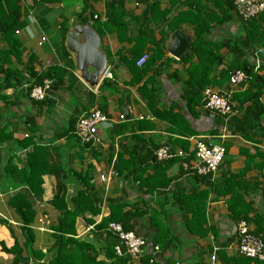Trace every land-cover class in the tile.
I'll return each mask as SVG.
<instances>
[{
  "label": "crops",
  "instance_id": "obj_1",
  "mask_svg": "<svg viewBox=\"0 0 264 264\" xmlns=\"http://www.w3.org/2000/svg\"><path fill=\"white\" fill-rule=\"evenodd\" d=\"M34 1L19 0L23 26L17 35L25 46L24 55H35L33 65L38 72L58 65L65 68V76L69 77H64L63 83L52 92L50 101H35L24 93L13 97V92L21 90H5L12 102L7 106L0 101V125L8 121V130L16 139L29 135L36 143L55 147L57 154L52 155L51 161L57 162L59 174L43 175L41 200H33L25 187H15L1 177L0 218L12 225L14 235L0 224V241L9 248L14 236L21 239V220L15 209L8 205L10 196L22 190L35 202L33 228L42 240L44 234L52 232L49 226L57 215L49 201L57 191L58 177L65 186L66 197H70L82 187L76 174L88 171L93 188L100 194V211L94 216L86 214L93 223H87L81 216L76 218L75 237L91 241L98 259L104 258L108 240L98 237L96 233L99 231L95 227L110 213L108 201L114 200L123 203L122 212L128 213L127 231L157 241L162 250L158 257L162 264H210L214 252L215 264H264L237 253V230H233L240 220H245L250 230L264 240V77H257L250 86L246 80L232 85L221 77L228 67L244 61L253 64L254 70L264 75V38L254 47L247 44L245 23L237 16L234 1L56 0L53 4ZM83 1H88L91 7L84 22L85 14H77ZM110 1L122 7L127 26L121 34L112 31L99 35L100 48L108 58L111 77H105L104 83L102 80L95 90L78 77L61 33L65 27H70L72 21L85 24L90 13H95L97 20L104 21L106 4ZM198 13L208 22V31L204 35L206 44L203 46L205 60L214 65L213 69L209 67L205 72L209 78L215 77L212 88L229 93L235 110L229 117L207 110L203 105L195 107L192 115L183 99L186 69L190 62L197 61V57L188 53L195 38V26L182 18ZM257 19L264 31V12ZM174 30H182L191 38L184 53L190 55L187 62L181 59L184 54L176 58L165 47ZM41 35H45L47 41L38 45ZM139 35L143 36L142 39L138 38ZM136 47H141L142 53H148L146 62L154 50L161 49L162 55L152 63L148 72L149 76L155 77H141L139 82L133 83L135 77L127 65L138 55L132 57L129 52ZM47 61L49 66L43 68ZM147 81V90L154 89L157 94L158 109L171 108L173 114L185 117L187 124L179 121L176 125L182 130L188 127L195 134L170 132L167 121L158 120L151 114L146 100L138 93V88ZM254 82L260 89L258 104L244 101L241 95L257 93ZM27 84L30 83H23ZM91 107L100 109L108 120L97 127L98 141L81 143L74 133L75 121ZM122 113L125 117L119 120ZM149 115L152 120L138 119ZM202 138L221 141L225 147L223 161L212 178L192 174L180 158L160 161L155 157L156 149L169 145L171 149L185 152L184 161L191 164L195 159L196 141ZM2 145L5 144L0 143V149ZM20 153L13 160L19 166L23 161V152ZM117 154H121L125 161L135 160L140 176L147 179L145 183L128 172L119 174L115 168L118 175L108 184L100 180V175L106 174L109 166H113ZM1 156L0 169L5 160L2 149ZM154 165H158L156 173ZM153 174L163 184L153 187L152 181L156 180ZM239 209L240 213L236 215L235 211ZM49 244H43L42 250L46 251ZM12 257L1 251L0 246V264H12ZM32 263L30 258L28 262L19 264ZM126 264L142 263L128 259Z\"/></svg>",
  "mask_w": 264,
  "mask_h": 264
},
{
  "label": "trees",
  "instance_id": "obj_2",
  "mask_svg": "<svg viewBox=\"0 0 264 264\" xmlns=\"http://www.w3.org/2000/svg\"><path fill=\"white\" fill-rule=\"evenodd\" d=\"M39 1L43 4H53L56 0ZM229 1L232 3L234 0ZM34 2H36V0ZM106 5L105 20L102 22L99 20L95 21L93 27L99 35L112 31L121 34V31L126 30L127 26V23L124 20L125 14L122 11V7H118V4L113 1H110ZM87 11H91V7L88 1H83L81 10L77 13L78 15L85 14L86 17L83 22L88 19L86 14ZM21 17L22 11L19 0H0V101L7 106L10 105L9 102H12V98L5 93V90L9 88L21 90L19 93L13 92V97L20 93H24L29 97L30 88L34 85H42L44 79L51 80V88L52 91H54L63 83L64 77H69L68 75L65 76V68L58 65H52L40 72L35 70L33 65L35 55L33 53L24 55L25 46L23 45L22 39L17 35L23 26ZM258 17L259 16L252 18L250 21L244 22L246 32L245 40L250 47L260 44L264 38V31L259 24ZM182 20H184V22H190L195 26V38L190 45L188 53L194 54L197 57V61L190 62L188 65L186 69L187 78L184 81L183 86V91H186L185 96H183L186 108L193 115L195 114L194 108L203 105V90L206 87H212V84L215 82V77L209 78L205 72L209 67L213 69L214 65L210 64V61L206 63V55L203 51V46L206 44L204 35L205 32L208 31L207 19L201 17L198 13L196 16L185 17L182 18ZM66 31L67 28L65 27L61 33L62 40L65 37ZM142 37V35H139L138 38L142 39ZM129 52L132 57L138 53L137 56L135 55L134 60L132 58V62L127 65L135 77L133 83L139 82L141 77L156 76H149L148 72L152 68V63L162 55L161 49L154 50L149 61L145 62L141 67L135 64L137 58L142 53L141 47L131 49ZM188 53L181 57L184 62H187L190 59ZM234 69L240 70L245 74V80L249 86L252 81H257V77H264V75L258 74L254 70V65L248 61L241 62L236 66L228 67L227 70L223 71L221 77L229 80ZM26 82H29L30 84H27V87H23V83ZM103 83L104 79L102 84ZM217 84L219 85L220 83ZM253 85L257 86V82H254ZM147 87L148 81L138 88V93L146 100L147 107L155 118L167 121L170 124V132L182 135L195 134V132L188 127L186 130H182L181 127L176 125L179 121L185 123V117L173 114L171 108L168 110H159L157 107V94L155 93V90H147ZM248 88L251 90L250 87ZM259 94L260 89L259 86H257V93L246 92L241 95L243 96L244 101H252L255 104H258ZM243 99L241 101H243ZM48 100L50 101L52 99L48 98L42 101ZM168 115H171V117ZM233 118L231 119L233 120ZM221 123L222 121L220 124ZM185 124H187V122ZM0 143L5 144L2 145L1 148L5 152V160L0 169V179L1 177H4L6 181H10L15 187H25L33 200H41L43 195V175L59 174L57 162L54 160L51 161L52 155L57 154L56 148L36 143L33 140V136L29 135L21 140L14 138L12 132L8 130V121L0 125ZM1 149L0 160L2 158ZM20 152H23V161L19 166L15 164L13 160L14 156L21 154ZM173 159L176 158L169 160ZM149 161L151 162V159H149ZM138 162L140 163L141 161L138 160ZM136 164L137 163L133 158L129 161H125L122 159L121 154H117L116 159L113 161V166L119 174L128 172L130 175L138 176L141 183H145L147 179L145 180L140 176L141 174L137 171ZM156 166L158 165H154L155 173ZM76 176L78 184L82 187L75 190V193L70 197H66L65 186L61 182L62 180L58 177L57 191L49 201L50 207L57 212V215L55 221L49 226L52 232L44 234L42 240L39 232L33 228L36 216V210L34 208L35 202L32 201V199L29 198V195L22 190L14 193L8 198V205L15 209L21 220V225L19 227L21 239L18 240V238L14 236V242L9 248L0 241L1 251L13 256L12 264L26 263L30 258L32 259V264H126L128 262L127 257H118L115 255L113 251V238H110V236L107 235H105L106 237H102V234L98 232L104 230L107 224L111 221L120 222L123 224L122 226H124L123 228L125 230L128 229L126 223L128 220L127 217L129 216H127L128 213L122 212L123 203H120L119 201H108L110 213L95 227L98 232L96 235L102 238V240H108L103 259H98V253L91 241L75 237L76 218L81 216L87 223H93V220L87 218L86 214L94 216L100 211V194L93 188L89 172L78 173ZM152 176L156 178L155 181H152L153 187L163 184L157 181L156 174H153ZM196 176L199 177V175ZM149 187L151 186L149 185ZM231 210L233 211V209ZM239 213L240 209L235 211L236 215ZM0 224L6 226L11 235H14L12 225L8 223V221L0 218ZM254 233L257 234V232ZM151 242L153 245H158L156 243L157 241L154 239L151 240ZM46 243H48L49 246L46 251H43L41 246ZM149 258L150 255L144 256V258L141 259V263L162 264L158 258L152 263H149Z\"/></svg>",
  "mask_w": 264,
  "mask_h": 264
},
{
  "label": "built area",
  "instance_id": "obj_3",
  "mask_svg": "<svg viewBox=\"0 0 264 264\" xmlns=\"http://www.w3.org/2000/svg\"><path fill=\"white\" fill-rule=\"evenodd\" d=\"M234 9L243 22L250 21L264 12V0H234ZM17 33V32H16ZM47 41L45 35H41L38 45H43ZM148 58V53H142L136 60V65L141 67ZM49 66L47 61L43 68ZM105 77H111L107 71ZM103 78V79H104ZM246 79L245 74L240 70H234L230 76L229 82L232 85H237ZM51 80L44 79L42 85H34L29 90V97L35 101L45 99H53ZM27 87V85H23ZM97 88H95L96 90ZM203 106L216 114L229 117L235 113L232 104L229 101L228 92H218L212 87H206L203 90ZM125 115H119V120L124 119ZM149 119L153 117L139 116L138 119ZM108 120L100 109L96 107L88 108L83 111L75 121L74 133L81 143H91L98 141L97 127L100 123ZM155 157L160 160H169L172 158H180L183 160V165L189 169L192 174L212 178L218 170L225 154V147L221 141L212 142L204 138L198 139L194 147V162L189 164L186 160L185 152L179 149H171L169 145H162L155 150ZM117 172L111 165L106 174L100 175V180L108 184L109 181L117 176ZM103 237L110 236L114 240L113 251L118 257H127L131 262L138 261L146 255H150L149 263L155 261L161 253L158 245H153L151 240L134 231H127L123 228L120 222L111 221L107 224L104 230L99 231ZM237 253L245 258L264 263V240L260 235L255 234L250 230L245 220H240L237 225ZM215 252L210 257V264H215Z\"/></svg>",
  "mask_w": 264,
  "mask_h": 264
},
{
  "label": "water",
  "instance_id": "obj_4",
  "mask_svg": "<svg viewBox=\"0 0 264 264\" xmlns=\"http://www.w3.org/2000/svg\"><path fill=\"white\" fill-rule=\"evenodd\" d=\"M97 19L95 13H90V19L85 24L72 21L64 37L65 49L72 56L77 75L90 89L98 88L109 63L106 54L100 48V36L93 27ZM190 42L189 35L182 30H174L165 47L172 56L180 58L188 49ZM233 230L234 232L237 230V225Z\"/></svg>",
  "mask_w": 264,
  "mask_h": 264
}]
</instances>
